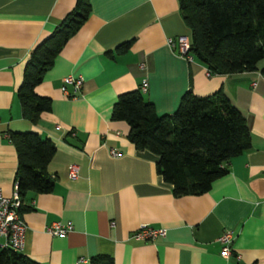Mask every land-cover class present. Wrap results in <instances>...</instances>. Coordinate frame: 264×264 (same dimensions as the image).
<instances>
[{
  "label": "crops",
  "instance_id": "1",
  "mask_svg": "<svg viewBox=\"0 0 264 264\" xmlns=\"http://www.w3.org/2000/svg\"><path fill=\"white\" fill-rule=\"evenodd\" d=\"M89 3L88 17L34 88L50 99V110L31 123L21 117L15 94L25 59L74 0H0L1 193L11 195L15 184L9 132L34 131L54 145L46 165L52 190L27 192L22 203L29 208L19 211L25 226L19 252L41 264H89L97 253L111 256L113 264H264V77L258 68L214 74L196 58L177 55L166 37L189 33L176 0ZM131 37L125 52L114 50ZM68 74L82 79L73 97L59 90ZM142 79V96L157 115L172 112L190 89L199 96L221 90L244 116L249 148L230 157L226 172L204 193L174 197L155 172V156L135 149L126 123L110 119L116 95ZM70 163L77 165L74 179L66 176ZM54 221L71 230L49 235L44 226ZM141 224L162 228L164 235L132 239ZM224 230L233 235L228 258L219 255Z\"/></svg>",
  "mask_w": 264,
  "mask_h": 264
},
{
  "label": "trees",
  "instance_id": "2",
  "mask_svg": "<svg viewBox=\"0 0 264 264\" xmlns=\"http://www.w3.org/2000/svg\"><path fill=\"white\" fill-rule=\"evenodd\" d=\"M177 12L188 30V53L209 73L234 74L258 68L264 77V0H176ZM90 12L89 0L73 6L38 41L25 59L16 98L22 118L35 123L50 110V99L35 93V86L66 41ZM133 38L115 45L125 52ZM261 64L258 67V64ZM110 119L126 123L127 140L137 150L155 156L154 169L170 185L174 197L207 191L226 172V162L250 146V132L242 113L217 90L199 96L185 90L170 113L157 115L139 87L116 95ZM16 153L15 189L19 211L27 192L48 193L54 178L46 165L54 153L53 143L34 131L9 132ZM22 204V205H21ZM89 264H113L112 257L97 253ZM0 264H41L10 248H0Z\"/></svg>",
  "mask_w": 264,
  "mask_h": 264
},
{
  "label": "built area",
  "instance_id": "3",
  "mask_svg": "<svg viewBox=\"0 0 264 264\" xmlns=\"http://www.w3.org/2000/svg\"><path fill=\"white\" fill-rule=\"evenodd\" d=\"M166 44L175 53L187 60L191 59V55L187 52L189 49V37L186 35H179L175 38L166 37ZM139 68L143 69V63L139 64ZM82 79L80 76H74L71 74L65 75L61 78V85L59 90L66 97H73L80 89ZM67 86L71 87V91L67 90ZM146 82L142 79L139 85L141 92L145 91ZM111 156H116L118 152L114 149H110ZM66 176L68 179H74L77 176V165L70 163L66 168ZM20 200L15 189L11 195L5 196L0 190V248H10L14 251H20L24 244L25 226L19 212ZM71 230L69 223H61L58 221L51 222L44 226V231L49 235L62 236ZM164 235V229L154 228L144 224L139 225L130 235L134 240L138 241H152L156 237ZM233 235L230 230H224L217 238L219 242V255L224 258H228L231 253V243Z\"/></svg>",
  "mask_w": 264,
  "mask_h": 264
}]
</instances>
